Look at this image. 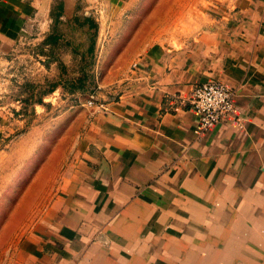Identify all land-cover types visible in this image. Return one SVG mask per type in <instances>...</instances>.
<instances>
[{
    "label": "crops",
    "instance_id": "crops-1",
    "mask_svg": "<svg viewBox=\"0 0 264 264\" xmlns=\"http://www.w3.org/2000/svg\"><path fill=\"white\" fill-rule=\"evenodd\" d=\"M70 2L0 0L1 134L23 121L8 101L22 74L32 94L45 85L52 96L75 68L78 44L53 33L56 23L90 20ZM213 14L178 45L152 43L123 64L98 59L92 75L78 69V83L95 78L88 92L99 85L107 99L115 86L119 97L107 110L86 108L73 159L20 235L16 264L181 261L202 238L229 247L231 237H264V0H223ZM206 81L232 89L234 109L198 137L185 98Z\"/></svg>",
    "mask_w": 264,
    "mask_h": 264
},
{
    "label": "rangeland",
    "instance_id": "rangeland-1",
    "mask_svg": "<svg viewBox=\"0 0 264 264\" xmlns=\"http://www.w3.org/2000/svg\"><path fill=\"white\" fill-rule=\"evenodd\" d=\"M69 5H75L78 11L86 8L90 20L77 17L78 23L73 20L66 26L55 24L54 35L64 34L63 41L58 40L61 44H78L74 51L76 60L71 64L75 68L72 67L68 83L52 96L46 93L45 85L32 94L29 78L22 74L17 89H12L10 99L7 98L19 105V117L23 121L4 132L6 135L0 132V155H3L0 160V264H16L15 249L20 235L30 220L45 210L56 193L53 187L61 181L64 162L73 159L70 151L76 145L79 123L87 108L81 102L90 93L95 79L85 77L78 83V69L84 68L85 75H92L98 59L104 63L119 60L123 64L152 43L178 45L197 32L208 15H215L214 9L220 8L223 0H71ZM50 39L56 42L58 37ZM56 70L59 71L57 67ZM77 85L84 87L81 90ZM101 91L99 96L103 94ZM5 98L1 96L0 101ZM33 102L41 106L35 108ZM15 166L17 174L13 173ZM29 182H33L32 186ZM14 183L17 188H10ZM32 206L38 213L32 215ZM240 240L246 242L247 248L240 247ZM225 241L202 238L199 253L181 261L173 256L162 262L158 255H152L155 256L152 260L149 255L136 254L133 263H126L264 264V237H231L229 247H224Z\"/></svg>",
    "mask_w": 264,
    "mask_h": 264
},
{
    "label": "built area",
    "instance_id": "built-area-1",
    "mask_svg": "<svg viewBox=\"0 0 264 264\" xmlns=\"http://www.w3.org/2000/svg\"><path fill=\"white\" fill-rule=\"evenodd\" d=\"M124 77V82H128L127 76ZM114 88L115 86L110 89L113 91L111 98L102 99L98 95L102 87L97 85L94 91L87 94L88 96L81 104L107 110L106 104L115 102L119 97V92ZM233 97L234 91L218 82L206 81L195 85L185 98L186 105L197 115L194 134L201 136L216 123L231 115L234 109Z\"/></svg>",
    "mask_w": 264,
    "mask_h": 264
},
{
    "label": "trees",
    "instance_id": "trees-1",
    "mask_svg": "<svg viewBox=\"0 0 264 264\" xmlns=\"http://www.w3.org/2000/svg\"><path fill=\"white\" fill-rule=\"evenodd\" d=\"M83 87H84V86H83ZM83 87H81V86H79V85L76 86V88H81V90H82Z\"/></svg>",
    "mask_w": 264,
    "mask_h": 264
}]
</instances>
